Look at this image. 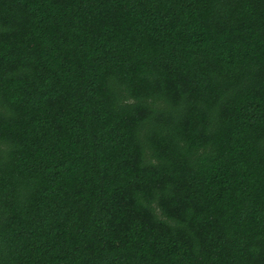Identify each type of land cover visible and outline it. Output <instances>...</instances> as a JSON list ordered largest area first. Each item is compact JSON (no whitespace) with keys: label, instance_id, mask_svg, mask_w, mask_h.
Returning <instances> with one entry per match:
<instances>
[{"label":"trees","instance_id":"obj_1","mask_svg":"<svg viewBox=\"0 0 264 264\" xmlns=\"http://www.w3.org/2000/svg\"><path fill=\"white\" fill-rule=\"evenodd\" d=\"M0 264H264V0H0Z\"/></svg>","mask_w":264,"mask_h":264}]
</instances>
